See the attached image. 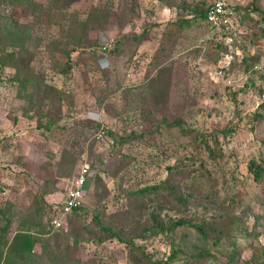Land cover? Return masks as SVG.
<instances>
[{
    "label": "rangeland",
    "instance_id": "1",
    "mask_svg": "<svg viewBox=\"0 0 264 264\" xmlns=\"http://www.w3.org/2000/svg\"><path fill=\"white\" fill-rule=\"evenodd\" d=\"M209 1L0 0V264H264V0Z\"/></svg>",
    "mask_w": 264,
    "mask_h": 264
},
{
    "label": "built area",
    "instance_id": "2",
    "mask_svg": "<svg viewBox=\"0 0 264 264\" xmlns=\"http://www.w3.org/2000/svg\"><path fill=\"white\" fill-rule=\"evenodd\" d=\"M236 17V10L229 0H210L206 11V22L213 29L216 35L225 33L232 27ZM217 35V36H218ZM260 76L264 91V65L256 67ZM106 127L102 125L97 131V138H103ZM92 175L91 167L88 162L84 161L80 164L77 176L71 182L70 187L66 191L60 205L54 207V213L49 218L48 225L52 231L60 229L65 222L66 217L78 206L81 205L85 196V190L88 180Z\"/></svg>",
    "mask_w": 264,
    "mask_h": 264
},
{
    "label": "trees",
    "instance_id": "3",
    "mask_svg": "<svg viewBox=\"0 0 264 264\" xmlns=\"http://www.w3.org/2000/svg\"><path fill=\"white\" fill-rule=\"evenodd\" d=\"M206 11H207V8L205 9V11H203L202 13H201V15H202V17H204V19H205V21H206ZM116 42H117V40H115V46H116ZM115 46H114V48H115ZM0 64H4L3 62H2V60L0 59ZM4 67V66H3ZM249 167V171L250 172H252L253 173V175H254V178H255V180H258V178H259V171L256 169V166L255 165H249L248 166ZM152 188H154V185H147V186H144V187H140V188H138V189H136V190H133L132 192H134V191H148V190H150V189H152ZM131 192V193H132ZM130 193V194H131ZM81 208V206H78V207H76L72 212H75V211H77V210H79ZM71 212V213H72ZM70 213V214H71ZM69 214V215H70Z\"/></svg>",
    "mask_w": 264,
    "mask_h": 264
}]
</instances>
